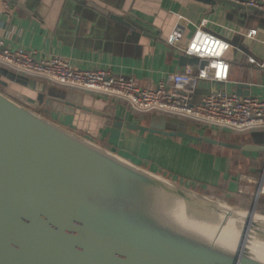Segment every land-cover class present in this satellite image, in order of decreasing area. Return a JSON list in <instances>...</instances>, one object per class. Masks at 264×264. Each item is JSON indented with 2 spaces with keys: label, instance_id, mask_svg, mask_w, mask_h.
Wrapping results in <instances>:
<instances>
[{
  "label": "water",
  "instance_id": "obj_1",
  "mask_svg": "<svg viewBox=\"0 0 264 264\" xmlns=\"http://www.w3.org/2000/svg\"><path fill=\"white\" fill-rule=\"evenodd\" d=\"M194 1L264 15L230 0ZM108 15L130 26L123 17ZM179 63L202 67L206 61L182 54ZM8 82L26 85L28 77L0 66V84ZM218 83L211 82L212 90ZM242 88L247 86L236 84L235 92L249 95ZM72 93H39L37 100L48 108L64 104L96 113L68 95ZM101 115L116 127L124 123L113 112ZM124 124L129 130L218 145L242 156L264 152L263 131L246 136L251 144L234 142L230 135H221L225 140L203 136L192 132L186 120L160 114L148 117L146 124ZM167 192L191 193L194 205L213 204L217 212L223 206L227 217L232 211L245 213L236 222L241 227L237 241L197 222ZM256 208V198L246 209L214 201L0 91V264H264V251L250 240L256 233L264 241V229L254 220Z\"/></svg>",
  "mask_w": 264,
  "mask_h": 264
},
{
  "label": "crops",
  "instance_id": "obj_2",
  "mask_svg": "<svg viewBox=\"0 0 264 264\" xmlns=\"http://www.w3.org/2000/svg\"><path fill=\"white\" fill-rule=\"evenodd\" d=\"M2 1L8 2V10ZM100 10L123 17L130 26ZM198 29L228 41L225 58L230 63L229 78L217 88L235 92L236 84L244 83L247 88H242V92L264 99V70L258 67L264 56L263 14L243 15L227 6L194 0L0 1V41L5 46L32 50L37 58L59 55L77 69H105L113 75L133 78L142 88H154L160 80L170 82L171 76L182 70L180 49ZM70 90L30 77L26 85L0 84V91L18 104L86 136L105 149L181 185L244 206L237 192L238 176L242 173L230 171L228 148H203L199 143L182 138L129 130L125 122L146 124L150 116L135 114L112 98L76 90L68 94L96 113L64 104L48 108L37 100L39 93L46 96ZM210 90L211 82H199L193 101H199ZM104 112L119 115L123 125L114 126L101 115ZM192 132L221 140H225L221 135L232 134L193 127ZM248 134H240L238 143L253 144L252 139L247 141ZM237 152L240 161L247 159L248 174H258L264 153L252 158L249 153L245 157Z\"/></svg>",
  "mask_w": 264,
  "mask_h": 264
},
{
  "label": "built area",
  "instance_id": "obj_3",
  "mask_svg": "<svg viewBox=\"0 0 264 264\" xmlns=\"http://www.w3.org/2000/svg\"><path fill=\"white\" fill-rule=\"evenodd\" d=\"M230 1L264 12V0ZM2 4L9 9L8 2L2 1ZM227 48L225 38L203 29L196 30L180 51L206 63L202 67L185 65L171 76L170 82L160 80L154 88L139 87L133 78L113 75L105 69L74 68L59 55L37 58L32 50L10 48L2 41L0 66L30 78H40L50 85L112 98L140 116H171L186 120L193 128L216 129L232 134L264 132V99L217 88L229 78L230 63L225 58ZM258 67L264 70V56ZM201 81L219 83L216 89L194 102L193 96ZM261 170L257 175L239 174L237 192L251 194L257 204L261 199L264 207V163Z\"/></svg>",
  "mask_w": 264,
  "mask_h": 264
},
{
  "label": "bare ground",
  "instance_id": "obj_4",
  "mask_svg": "<svg viewBox=\"0 0 264 264\" xmlns=\"http://www.w3.org/2000/svg\"><path fill=\"white\" fill-rule=\"evenodd\" d=\"M189 194L190 195L180 196L178 194L167 192V195L173 201V204L184 208L192 215L193 218H195L197 222L203 224L207 228L208 226L210 228H218L229 240L236 242L241 229L240 225H238L236 222L240 218H243L245 213L236 214L234 211H232V215L227 217V208L218 206L220 212H217L214 209L215 205L213 204L207 203L203 206L194 205L191 201L194 200V197L191 196V193ZM254 220L260 225V227L264 229V213L256 211ZM250 240L253 241L252 243L255 245V247L264 251V241L260 237L256 236V233H251Z\"/></svg>",
  "mask_w": 264,
  "mask_h": 264
},
{
  "label": "rangeland",
  "instance_id": "obj_5",
  "mask_svg": "<svg viewBox=\"0 0 264 264\" xmlns=\"http://www.w3.org/2000/svg\"><path fill=\"white\" fill-rule=\"evenodd\" d=\"M239 135L240 134H231L230 135V139L232 141L238 142L237 140H239ZM199 144L203 148H208V147H212L213 149H219V148H221V146H218V145H209V144H205V143H199ZM228 152L231 154V157H230V166H229L230 171H233V172L238 173V174L239 173L248 174V171L247 170H249V169H247L248 168L247 167V159H245L243 161H240V158L238 157L239 156V153L236 150H234V152H230L229 149H228ZM248 155L250 157H252V158H256L257 153H249ZM262 158H263V161H262L261 165L264 163V156H262ZM250 173H252V172H250ZM252 175H257V174L256 173H252ZM187 187L189 189H192L193 191L198 192L199 194L206 195L207 197H209L210 199H212L214 201H218V202H221V203H227L228 205L236 206L238 208H243V209H246V207H248L251 204L252 200H253L252 195L249 194V193L248 194H245V195H241V199H242V202H243V205H244L242 207V206L239 205L240 203H238V202L231 201V200H229V201L220 200L217 197H213L211 195H208V194L204 193L203 191L199 190L198 188L196 189V188H192V187H189V186H187ZM261 201H262L261 199L258 200V204L259 205H257L256 211L257 212L264 213V207L261 205Z\"/></svg>",
  "mask_w": 264,
  "mask_h": 264
},
{
  "label": "trees",
  "instance_id": "obj_6",
  "mask_svg": "<svg viewBox=\"0 0 264 264\" xmlns=\"http://www.w3.org/2000/svg\"><path fill=\"white\" fill-rule=\"evenodd\" d=\"M257 205H259V204H257Z\"/></svg>",
  "mask_w": 264,
  "mask_h": 264
}]
</instances>
